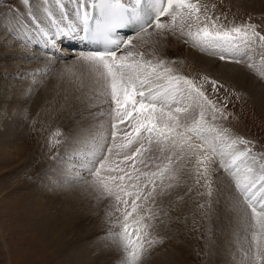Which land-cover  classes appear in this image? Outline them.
<instances>
[{
    "label": "snow or ice",
    "instance_id": "1",
    "mask_svg": "<svg viewBox=\"0 0 264 264\" xmlns=\"http://www.w3.org/2000/svg\"><path fill=\"white\" fill-rule=\"evenodd\" d=\"M97 7L100 14L86 38L102 41L104 49L81 52L77 59L85 62L102 84L114 122L111 131H99L83 141L75 155L79 166L93 176L101 194L114 199L113 208L119 216L111 221L113 227L108 236L123 253L121 264H141L143 256L158 242L149 231L158 215L151 204L165 194L163 189L156 192L157 180L164 188L173 187L164 181L178 178L175 164L186 158H194L197 183L200 177L205 178L209 195L211 181L207 178L211 165L218 164V169L232 178L251 214V245L245 258L250 264H264V153H252L248 147L251 141L233 136L228 128L214 123L231 115L225 111L226 98L218 104L204 90L205 85H211L213 93L219 91L217 81L202 77L198 84L174 74L163 59H145L144 52L136 51L134 43L139 39L147 44L144 36L151 38L165 30H178L193 46L219 55L221 60L230 55L240 58L236 63L251 61L248 67L264 78V33L251 22H221V16H213L204 0H98ZM215 9L212 4L211 10ZM83 19L87 25V13ZM126 26H133V35L120 37L116 30ZM74 32L71 25L60 30L68 39L74 38ZM249 53L258 56L259 65ZM120 125L125 126L122 136ZM59 136L57 129L49 142L59 144V139H53ZM152 151L158 152L156 158L161 160L155 170L137 168V163H144V153ZM114 152L116 156L125 153L119 163L131 161L130 170L117 166L112 158ZM113 172L123 174L111 175Z\"/></svg>",
    "mask_w": 264,
    "mask_h": 264
},
{
    "label": "rangeland",
    "instance_id": "2",
    "mask_svg": "<svg viewBox=\"0 0 264 264\" xmlns=\"http://www.w3.org/2000/svg\"><path fill=\"white\" fill-rule=\"evenodd\" d=\"M10 1L13 3L2 4L0 7V24L2 25H4L2 20L14 13L13 9L16 6L13 4L20 0ZM29 1L31 0H28V2ZM221 1V5H224V0ZM236 3L233 4L234 8L228 4L233 9L232 13H226V9H224L225 14L223 13V16H221V22L226 24L228 22L239 24L249 22L248 20L253 17H261V20H264V12H254L248 8L238 6ZM42 11V17L36 16L35 22L37 21L36 24L40 25L39 28L42 27V29L45 28L48 30V24L47 22L45 23L48 12L45 11L44 8H42ZM225 15L227 17L226 20L224 19ZM259 24L261 29H264V21L262 24ZM27 25H29L28 27H30V29L33 27L32 30L34 31V27L37 26L33 23L31 25L30 18ZM261 29H258V31H261ZM149 31H152V29H149ZM145 37L147 36H144V39ZM188 41L191 42L190 40ZM137 42L142 41L139 39L134 41V43ZM13 49H17L20 53L24 54L19 55L18 57L16 55L18 51H13ZM67 50H71V52H74V54L68 53ZM61 51L63 52L60 53ZM78 51L80 53L88 52L75 48L74 45H71L69 48L62 45L60 46L59 43L52 44V46L49 47V52H40L36 48L29 47L27 44L14 39L12 34L9 32V29L6 30L5 27L0 26V78L5 79L4 82L3 80L0 81L1 84H3H0V91L5 93L10 92V95L7 94L8 98L10 99L11 93L15 90L14 88L18 85V83H24L26 85L25 87H27L25 88L23 86V89L25 88L26 90V97L31 93L34 87L35 92L39 93L35 94L34 92L36 95L34 96L33 89L32 93L28 96L31 98L29 103L22 109L15 110L14 108L10 110V108L7 106L9 101L6 103H0V132H3L5 129L6 125L4 123L6 120L8 119L10 121L13 115L19 113L23 120H25L23 125H21L23 126L22 128L24 132H20V137L22 136L21 140L26 147V153L20 160H17V158H14L13 156H0V264H68V260L65 259L66 256L64 254L65 249H63L60 244L61 238L57 240L55 235L50 234L47 230L40 226L41 223H38L39 221L34 218V213H32V211L35 209V200L40 197L38 195H43V202L45 199L47 200V198L52 196L60 197L63 202L65 200L68 202V194H66V191H68L70 188L78 187L80 189L83 188V190H86V192H90L93 186H95L94 188H96V191L93 188L91 192H93V195L96 197H93L92 193H88L90 194V197H93H91L92 201L94 200L91 205H96L97 208V205H99L98 203L101 199H103L104 195L99 192L97 186L93 183V176L88 171L82 169L79 166L80 160L74 153V150H77L78 148L75 149V147L71 152H66L67 147H64L67 142L72 143L74 141L73 138H70L72 137V134H77L81 130L77 126L78 121L71 119L73 126H70L69 128L68 125L62 123L60 119H57L51 123L48 122V120L44 122L43 113L41 114L43 105L41 107L39 106L38 108L32 106V103L37 104L36 100L38 99L36 97L39 98L41 88L42 86L44 87L45 81L52 77L50 75L55 73L56 69L59 68V65L62 62H75L80 54ZM38 54H41V56L36 58ZM119 54L120 53H118V55ZM242 61L244 62V60ZM33 62H36L37 64H34ZM176 63V60L172 61L174 66L172 65L173 67L171 68H173L174 74L186 76L189 79L195 80L198 84L202 82V77H209L211 80L218 82L217 87L219 88V91L213 93L211 85H205L204 90L206 91V94H209V97L211 99H215L218 104H222L226 98L227 108L225 111L227 113H231V115L227 119L219 118L214 123L228 128L230 130V134L233 136H239L247 141H251L252 143L248 145V147L251 148L252 153H264V111L263 109L261 110L258 102L254 101L248 93L238 88L234 83L231 82L230 79H220L216 76L210 75L209 73L194 68H188V70L185 69V67H179V65L178 68ZM20 65L26 66L25 71L21 70ZM7 68H11V73L8 74L6 72ZM72 74L77 75L78 79L82 76H85L86 79L85 82H81L82 87L80 84H77V95L74 93L69 95L68 100H70V103H77V100L78 103L79 101H81L80 103L87 101V103H90V107H88L87 103L84 102L83 105L86 109H91L89 110L90 115L92 114V116H99L103 115L104 113L105 114L103 116L106 115L105 117L101 118L99 122L96 121L97 123H95L91 129L85 130L83 135H77L81 145L83 141L89 139L92 135H95L99 131H111V124L114 121L110 116L109 102L104 98L103 90L99 91L98 94H95L98 91L91 92L92 85H96L99 88V82L94 81L89 76L86 68L83 67L78 68L76 71L74 70ZM94 76L96 77L95 74ZM26 82L29 83L28 86ZM220 85L223 87H219ZM79 91L82 93L85 92L84 95ZM78 94L82 96L79 97L82 99L85 97V99L82 100L79 97H75L78 96ZM86 96L87 98L90 96L88 99H94L95 96L96 99H92L93 101L91 103L88 101ZM67 107H70V105L59 108L60 111H66ZM112 107L114 106L112 105ZM9 113L10 116L8 115ZM84 114H86V112ZM194 115H198V113H194ZM217 115L219 116V114ZM207 118L210 119V116ZM21 126L19 125L18 128L22 129ZM74 128L75 130H73V133L68 134L69 130ZM57 129L60 131V136L54 137L53 139H59L61 142L59 144L50 143L49 141L50 138H52V133ZM120 129L121 131L125 130V126L120 125ZM127 130L131 131L130 129ZM122 135L123 132H120L119 136ZM8 138L9 135L6 134V138L4 139L8 140ZM116 142H121L119 137ZM111 143L112 140L109 137L108 144L110 145ZM40 145H42L43 151L42 160L37 154V151L40 149ZM70 145L73 146L72 144ZM145 146L147 147V145ZM241 147L243 148L245 146L241 145ZM10 149L12 148L10 147ZM127 154L130 155L131 153L129 152ZM153 154L155 155L156 152H145L143 155L144 163H137L136 167L147 171L151 161L154 160L152 158L154 157ZM124 155L125 153H121L119 156H116L114 152L112 158L117 162L118 167L124 168L126 171H128L132 167L131 161L119 163V161L123 160ZM149 157H151V159H149ZM30 159L31 161L29 162ZM145 165H147V167ZM32 168L33 170L30 173L29 171ZM190 169L192 170H190V173L187 175L188 188L186 189L187 185L184 187V192L187 191V194L185 195V193L182 192L180 199L177 201L183 203L184 212L178 218L177 223H174V232L175 237L177 238L176 243L172 246L171 241H169V238L166 235L162 236L161 234L156 233L155 236L158 238V244L156 243L153 245V247L143 256L141 264H150L149 262H151V260H149V258L147 259V254L151 255L152 252L157 251L158 254L163 251H167L171 246L172 248L175 247L170 259L171 264H250V261L245 258V253L249 252L251 245V229L249 228V224L251 223V214L250 210H248L244 204L242 196L239 194V192H236L234 188L236 195L242 200L244 204V206H242L244 208L241 207L240 211L243 213V215H245L242 222L245 224L246 228L242 227L241 229L238 227L241 229H239L240 231L237 229L232 231L235 233L233 234L235 239L233 237V240L228 241L226 237L223 236L222 232L219 233L221 224L217 216V208L213 205V197L209 195V189H207L208 187L206 186L205 178L200 177L199 182L197 183V174L195 172L194 165ZM200 171L203 172V168H201ZM222 172L224 171L222 170ZM56 174L58 176H56ZM110 174L119 176L123 173L113 172ZM224 174L228 175L226 172H224ZM210 176L212 178V173ZM210 176L207 179L210 180ZM227 177L232 180L229 175ZM126 182L132 183L131 181ZM117 183H120V181H117ZM232 183L233 187H235L233 180ZM90 186L92 187L90 188ZM172 194L174 195L175 200V197L178 196L177 191L173 192ZM28 195H30V197H28L29 199L27 200L26 196ZM184 195L187 197V199L189 198L188 201L184 200ZM99 197H101V199ZM96 198L99 202L96 200ZM53 203L54 202H52V204ZM52 204L50 203V207L48 206V211L50 213L52 212L51 215H55L56 219H60L61 214L58 211L62 204L57 202L53 204L55 207ZM110 208L112 211H107L105 214H94L93 216H95L97 219H95L96 223L94 221L91 225L88 224V228L83 232L82 229L80 230V235H82V238L78 242L79 244H77L79 245V250L83 256H90L92 259L96 258L97 256L100 257V259H93L92 262L94 264H119L120 261L118 260V262H113V259H110V256L107 257L104 254L105 250H109V246L111 243H113L108 236L109 230L112 229V224H108L107 218L109 215L107 214L113 212V205H111ZM66 209L67 207L65 210ZM171 213L174 214L173 211H171ZM219 234H221L220 236L222 237L221 239L223 243H221V239L219 240ZM67 237L70 238L69 236H65V245L68 243V241H66L68 239ZM223 248H225L224 251L222 250ZM236 248H239L241 251H243V254L236 255ZM226 249L228 251H225ZM115 251L119 252L117 248ZM220 253H222L223 257L220 256ZM78 255L80 254L78 253ZM82 262L83 261L81 259H79L77 262H71L70 260L71 264H81Z\"/></svg>",
    "mask_w": 264,
    "mask_h": 264
},
{
    "label": "bare ground",
    "instance_id": "3",
    "mask_svg": "<svg viewBox=\"0 0 264 264\" xmlns=\"http://www.w3.org/2000/svg\"><path fill=\"white\" fill-rule=\"evenodd\" d=\"M220 1L221 0H204V2H206L209 5L210 13L213 16L214 15L223 16V13L225 14L224 9H226V13H232L233 12L232 7L234 8L233 4L236 2L238 6L248 8L251 11L260 12V13L264 12V0H224L225 2L224 5H221L222 1L221 2ZM95 2L96 0H31L27 3H24V1L20 0V1H17L15 4H13L16 6L13 9L14 13L12 15L14 16L10 15L4 18L2 20V22H4V25L0 24V26L5 27L6 30L9 29V32L12 34V37L14 39L18 40L19 42L21 41L24 44H27L29 47H34L40 52L41 51L49 52V47H51L52 44H57V43H59L60 46L63 45L64 47L66 46L68 48L70 47L69 44H73L72 42H74V44L77 43L78 46L82 45L85 48L87 46L90 47V45L87 44L82 38L83 35L82 34L80 35L81 30L79 28V22H80V19L84 17L85 13L89 15L90 5ZM12 3L13 2H11L10 0H0V7L2 6V4H12ZM212 4L216 5V9L214 11L211 10ZM228 4L231 5L232 7L229 6ZM42 8H44L45 11L48 12V15L45 20V23L47 22L48 24V30H46L45 28L42 29V27L39 28L40 25L36 24L37 21L35 22L36 16L42 17V12H43ZM60 9H62L63 11H59ZM29 18H30L31 25L32 23L34 25H37L34 27L35 31L32 30L33 27L30 29V27H28L29 25H27V23H29ZM69 25L75 28V32L73 33V36L75 37V39L71 43H69L70 41L67 38H65L62 33H60V30L62 29L66 30ZM145 40H147L148 43L144 44L143 42H137L136 43L137 48L135 50L144 52L146 59H152L154 62L158 59H163L165 61L166 67H173L174 64H172V61L176 60L177 67L179 65V67L180 66L182 68L185 67V69L194 68V69H198L200 71L209 73L210 75L216 76L220 79H230L231 82L234 83L238 88L248 93L254 101L258 102V104L261 107V110L263 109L264 111V78L259 76L256 70L248 67V64L251 61L244 59V62L241 61L240 63H236L235 61L240 58L232 57L230 55H226V58L224 60H221L219 58V55H213L210 51H203L200 48L193 46V44L188 41L186 36L181 35L178 30L176 32H170V31L165 30L163 33L154 34L151 38L145 37ZM13 51L17 52L18 50L13 49ZM62 52L63 51H61L60 53ZM257 52H258V49H257ZM68 53L74 54V52H71V50L68 51ZM22 54L24 53H20L19 51L16 53L18 57L19 55H22ZM249 55H253V59L257 63V65L260 64L258 56H256L253 53H249ZM40 56L41 54H38L36 58ZM20 66H21V70L25 71L26 66H22V65ZM80 67L86 68V71L88 72L89 76L94 81H98L97 77L94 76L93 72L90 70L88 65L85 64V62L78 60V59L75 60V62L74 61L73 62L71 61L62 62L59 65V68L56 69L55 73H52L53 75H50L52 77L48 79L47 81H45L44 87L42 86L39 98L36 97L38 99L36 100L37 104L32 103V106L35 108L36 107L38 108L39 106L41 107L43 105V108H42L43 110L41 111V114L43 113L44 122L48 120V122L51 123L53 121H56L57 119H60L61 122L64 124H67L69 128L70 126H73L71 119L78 121L77 126L81 129L80 131L82 132L79 131V133L74 134L73 130H75L76 126L74 129L69 130L68 134L73 133L72 137L70 138H73L74 141L72 143L67 142L66 145H64V147L65 146L67 147L66 152H71L73 148L76 147L75 149H77L80 146L79 137L77 135L79 134L83 135L85 130L91 129L92 126L95 125V123H97L96 121L99 122L101 118L106 116V115L103 116L104 114L99 115L100 117L98 115L92 116V114L90 115L89 113V110L91 109L90 108L86 109L85 106L83 105L84 101L82 103H80L81 101H79L78 103V100H77V103L71 104L70 100H68L69 95L71 93H74L77 95V92H78L77 87H76L77 84H80L82 87L81 82H85V79H86L85 76L79 77L78 79L77 75L72 74L74 70L76 71ZM10 69L11 68L6 69L7 70L6 72L8 74L11 73ZM2 80L4 82L5 79L0 78V81ZM26 84L27 86L29 85L28 82H26ZM23 86L25 87L26 85L24 83H18V85L14 88L15 90L12 91L10 99L8 98V95H7V94L10 95V92L5 93V92L0 91V103H6L7 101H9L7 106L8 108H10V110L14 108L15 110L22 109L25 107V105L27 106V104L29 103L31 99L28 96L32 93L35 87L32 89L31 93L26 97L25 88L27 87L23 89ZM91 89H92L91 92L98 91L97 93H95V94H98L99 91L103 90V86L99 82V88L96 85H92ZM34 92H35V89L33 91L34 96H36L35 94H39L36 92L34 94ZM84 93L85 92L83 93L81 92V94L83 95ZM79 96L81 95L78 94V96H75V97H79ZM81 97L79 98L82 99ZM92 99L90 98L88 99V101L92 103V101L96 99L95 96H94V99L93 100ZM84 103H87V101ZM66 105L67 106L70 105V107H67L66 111H60L59 107L62 108V106H66ZM87 105L88 107H90V103H87ZM0 109H1V106H0ZM85 112L86 114H84ZM8 115L10 116V113ZM24 121L25 120H23L20 114L16 113L15 115H13L10 121L7 119L6 122L4 121L5 123L3 122L6 125V127L3 130V132H0V156L2 155L13 156L14 158H17V160H20L23 158L22 156L26 153V147L23 141L21 140L22 136L20 137V132L21 131L24 132L22 128L23 126H21L23 125ZM19 125L21 126L22 129L18 128ZM5 133L9 135L8 140L4 139L6 138ZM70 144H72L73 146H71ZM10 147L12 149H10ZM37 152H38L37 153L38 157H40L42 160V155H43L42 145H40V149ZM75 152L76 150H74V153ZM159 155L160 154L158 152H156L155 155L153 154L154 157L152 158L154 160L151 161V164L148 167L147 171H150V170L154 171L156 168V165L161 163V160L156 158ZM30 161L31 159L29 160V162ZM194 162H195L194 158H192L190 161H187V158H186V161H180L175 164V167L178 169V178L175 180L166 179L164 181L165 185L172 184L173 187L171 188H164L162 185H160L159 180H157L156 192L159 193L163 189L165 194L163 196H157L156 203L151 204V207L153 208L154 211L158 212V215L156 219L151 222L153 224V227L149 231L153 237H156L155 236L156 233H159L162 236L166 235L169 238V241H171L172 246L176 243V240H177V238L175 237V232H174L175 230L174 223L175 224L177 223L178 218L184 212L183 203L177 202V201L180 199V195H182L181 193L184 192L185 190L184 187H186V185L188 184L187 175L190 173V170H192L190 168L193 165H195ZM182 165L184 166L182 167ZM211 168L218 169V164H213L210 166L209 176L212 173V178L210 176V181H211V186H212L211 196L213 197L212 199L214 201L213 205L217 208V216L221 224L219 233L222 232L223 236L226 237L228 241L233 240V237H234L233 234L235 233L232 231H235L236 229L240 231L242 227H245V224L242 222L245 215H243V213L240 211L241 207L244 206L242 202L243 199L241 200L236 195L234 188L236 192H239V191L238 189H236V187H233L232 180L227 177L228 175H225L221 169H218L217 171H211ZM32 170L33 168L29 172L31 173ZM56 176L58 175L56 174ZM141 183H143V180L141 181ZM91 187L92 186H90V188ZM94 187L95 186H93V188ZM187 188H188V185L186 189ZM94 189L96 191V188ZM91 190L90 192L89 191L86 192V190H83V188L81 189L78 187L70 188L68 191H66V194H68V200H69L68 202H66L67 200L63 202L60 199V197H57V196H52L50 198L46 197L47 200L45 199V201L43 202L42 194L38 195L40 197L37 198V200H35V205H34L35 209L34 211H32V213H34V218L39 221L38 223H41L40 226H42L50 234L55 235L57 240L61 238L60 244H61V247L65 249L64 254L66 256L65 259L68 260V264H71L70 260L71 262L73 261L77 262L79 259L83 261L81 264H94L92 262L93 259H98V258L100 259V257L98 256L92 259L90 258V256H83L81 254V251L79 250V245H77L79 244L78 242L82 238L81 237L82 235H80V232H81L80 230L82 229V232L85 231L88 228V224L91 225L95 221L96 217L93 216L94 214L98 213L99 215H101V213L105 214L107 211L108 212L112 211L110 207L111 205H113L114 199L112 197L103 196V199L99 197L101 199L99 202L98 199L96 198V200L99 202V203L97 202L99 205H97V208H96V205L95 206L93 205L94 206L93 207L91 205V203H93L94 201V200L92 201V198L96 196L93 195V192H91ZM176 191L178 193V196H176L174 200V195L172 193ZM186 192H184L185 195L187 194ZM88 193H92L93 197L91 196L92 197L91 198L89 196L90 194ZM26 197L28 200L29 199L28 197H30V195ZM129 200H131V198H129ZM184 200L188 201L189 198L187 199V197L185 196ZM56 201L62 204L59 211L57 210L61 214L60 219H56L55 215L54 216L51 215L52 212L50 213L48 211V206L50 205V203L52 204V202H54L53 204H55L57 203ZM138 203L140 202L138 201ZM66 207L67 209L65 210ZM171 211H173L174 214H172ZM112 213L113 215L108 216L107 218L108 224L109 223L112 224L111 221H113L116 216H119V213L115 212L114 208H113ZM112 227H113V224H112ZM238 227H240L241 229ZM222 230L224 231V233ZM87 234H90V233H87ZM220 235L221 234L218 235L219 240L222 238ZM65 236L70 237V238L67 237L68 238L66 240L68 241V243H66L67 245H65V242H64ZM221 243H223L222 239H221ZM172 246L167 251H163L158 254H157L158 251L152 252L151 255L147 254L146 255L147 259L149 258V260H151V262L149 263L150 264H171V261H170L171 255L173 253V250L175 249V247L172 248ZM109 247H110L109 250H105L104 254L107 257L110 256L111 257L110 259H113V262L115 261L118 262V260H120L119 261V264H120L122 257H123V253L113 243H111ZM116 248L118 249L119 252L115 251ZM224 249L225 248H223L222 250L224 251ZM236 249H237L236 255L243 254V251H241L239 248H236ZM225 251H228V250L226 249ZM78 253L80 255H78ZM220 254H221L220 256H222V253ZM223 255H226V254H223Z\"/></svg>",
    "mask_w": 264,
    "mask_h": 264
}]
</instances>
